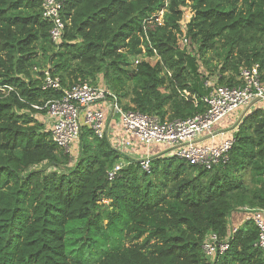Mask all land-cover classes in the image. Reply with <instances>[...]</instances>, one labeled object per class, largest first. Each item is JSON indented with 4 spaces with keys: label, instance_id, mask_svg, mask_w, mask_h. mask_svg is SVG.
Listing matches in <instances>:
<instances>
[{
    "label": "trees",
    "instance_id": "trees-1",
    "mask_svg": "<svg viewBox=\"0 0 264 264\" xmlns=\"http://www.w3.org/2000/svg\"><path fill=\"white\" fill-rule=\"evenodd\" d=\"M58 1L54 44L40 0H0V264H264L243 213L264 209V107L238 123L223 166L158 154L149 174L132 161L113 181L106 173L126 157L106 139L83 126L73 158L35 118L62 97L41 89L45 69L61 89L101 75L123 110L161 121L205 111L199 60L215 85H240L255 66L264 82V0ZM162 9L161 25L147 21ZM183 37L198 57L179 48ZM141 45L157 62L126 70ZM211 233L228 239L213 260L202 251Z\"/></svg>",
    "mask_w": 264,
    "mask_h": 264
},
{
    "label": "built area",
    "instance_id": "built-area-1",
    "mask_svg": "<svg viewBox=\"0 0 264 264\" xmlns=\"http://www.w3.org/2000/svg\"><path fill=\"white\" fill-rule=\"evenodd\" d=\"M41 16L52 25L49 36L57 44L65 29L61 17L62 4L58 0H40ZM165 9L152 15L147 21L154 20L161 25ZM181 41L187 43L183 37ZM145 48L141 45V50ZM142 51V52H144ZM135 64L139 63L135 59ZM42 90H62V97L48 101L43 106L50 122V137L58 148L72 154L76 146L80 129L85 126L99 139H106L113 150L122 156L132 148L163 146L166 155L175 156L183 162L211 170L225 165L229 160V152L234 143L235 127L215 130L216 125L228 115L245 109L252 101L259 99L264 102V82L260 80L257 66L252 69H242L239 75L240 85H213L207 95L202 98L205 111L185 120H164L143 115L137 111L123 110L117 97L106 88L82 81L61 89L57 77H52L45 69L42 72ZM183 98H190L186 91L181 92ZM191 101L196 103L191 96ZM107 104V105H106ZM104 105L106 107H104ZM35 109H41L34 107ZM109 110L118 118L119 131L123 139L114 141L107 131L106 111ZM204 137H206L204 139ZM154 155L147 153L134 160L121 159L106 173L107 180L113 181L119 171L129 163L137 162L142 172L150 173V164ZM244 221H251L257 229L255 246L264 250V209L243 208ZM237 226L231 233L236 232ZM228 249V239L220 240L215 234H209L203 242L204 255L213 260L217 255Z\"/></svg>",
    "mask_w": 264,
    "mask_h": 264
},
{
    "label": "rangeland",
    "instance_id": "rangeland-1",
    "mask_svg": "<svg viewBox=\"0 0 264 264\" xmlns=\"http://www.w3.org/2000/svg\"><path fill=\"white\" fill-rule=\"evenodd\" d=\"M186 15H187V13H186ZM179 48L180 49L186 48L187 53L198 57L196 55L197 53H196V50L193 47V45H187L186 42L179 41ZM142 51H144L143 48H142ZM135 59H138L139 62H142V61L147 62L150 65H154L157 62L156 55L155 56L148 57L146 55V52L145 51L142 52V55L141 56L135 57L133 59H132V57H130L129 55H127V57H126V63L124 64V67L126 68V70L132 71L134 69V67L136 65L135 62H134ZM198 66H199L198 72L200 73V75L204 79V80L198 81V82H200L202 85L206 86V88H209L210 86L215 85L216 84V81H217V73L210 74L209 72H207L206 71L207 69L204 68L201 60L198 61ZM95 83H96L97 86H99L101 88H105V82L103 81L101 75L97 77V79L95 80ZM193 98H195V96H193ZM262 107H264V102L262 103ZM242 111H243V109H240V110H238V111H236V112L228 115L221 122L218 123L219 126L220 125H224L227 121L228 122L231 121L230 124H229V126H227V127L225 126V127L226 128H233V126L235 127V125H233L234 124V121L235 122L237 121L235 119V117L239 116V113L242 112ZM35 118L37 119V121L39 122V124H41L43 130H45V131H49L50 130V122H49V118H48V116L46 114H38V115H35ZM232 122H233V124H231ZM225 127H223V129ZM75 147L72 150V156H73V158L75 156V149H76Z\"/></svg>",
    "mask_w": 264,
    "mask_h": 264
},
{
    "label": "crops",
    "instance_id": "crops-1",
    "mask_svg": "<svg viewBox=\"0 0 264 264\" xmlns=\"http://www.w3.org/2000/svg\"><path fill=\"white\" fill-rule=\"evenodd\" d=\"M263 102H256L249 110L255 108V106H262ZM107 105V104H106ZM104 107H106L104 105ZM246 109V108H245ZM245 109H243V111H245ZM242 112L239 113V116L235 117V119L237 120L236 122L234 121V124H237L238 122L241 121L242 119ZM106 117H107V131L109 136H113L111 138L115 141L117 139V141H120L121 139L124 138V136L122 135V133L119 131V126H118V118L117 116L113 115L109 110L106 111ZM231 121H227L224 125H220L217 124L215 127V130H223V127H227L229 126ZM233 124V122L231 123ZM233 124V125H234ZM224 129H227V128ZM206 138V137H204ZM150 153L153 155H158V154H162V155H166V153L164 152V147L163 146H153L150 149H147L145 147H137V148H132L126 151V156H127V160H134L136 161L137 159L141 158L142 156H144L145 154ZM125 156V157H126ZM233 224H235L236 226L240 225L242 222L241 221V215H235V218H233Z\"/></svg>",
    "mask_w": 264,
    "mask_h": 264
},
{
    "label": "water",
    "instance_id": "water-1",
    "mask_svg": "<svg viewBox=\"0 0 264 264\" xmlns=\"http://www.w3.org/2000/svg\"><path fill=\"white\" fill-rule=\"evenodd\" d=\"M256 102H259V99H256V100H254V101H252L247 107H246V109H245V111H243V113H242V118H243V116L245 115V113L256 103ZM205 139V138H204Z\"/></svg>",
    "mask_w": 264,
    "mask_h": 264
}]
</instances>
